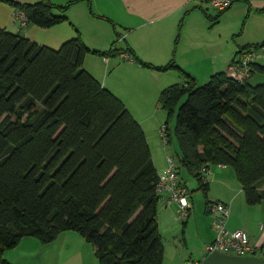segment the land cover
Segmentation results:
<instances>
[{
    "label": "trees",
    "instance_id": "1",
    "mask_svg": "<svg viewBox=\"0 0 264 264\" xmlns=\"http://www.w3.org/2000/svg\"><path fill=\"white\" fill-rule=\"evenodd\" d=\"M0 1L21 10L28 23L51 27L68 21L66 10L76 0ZM74 29L75 36L52 48L0 27V264H10L3 253L22 237L48 243L67 230L94 247L98 264H162L159 173L145 132L123 101L83 67L88 52L112 56L126 49L114 43L90 49ZM263 46L264 39L236 53ZM134 56L144 67L183 76L158 95L167 142L175 116L178 168L206 196L202 168L230 166L245 201L261 202L264 84L252 87L225 70L199 84L173 60L153 65ZM251 67L264 73L260 62Z\"/></svg>",
    "mask_w": 264,
    "mask_h": 264
},
{
    "label": "crops",
    "instance_id": "2",
    "mask_svg": "<svg viewBox=\"0 0 264 264\" xmlns=\"http://www.w3.org/2000/svg\"><path fill=\"white\" fill-rule=\"evenodd\" d=\"M50 1L63 5L72 0ZM205 2L76 0L66 10L68 21L51 27H40L27 21L24 25H20L19 21L13 22L10 16L16 8L3 6L0 7V27L52 48H57L64 40L75 36V27L84 44L90 49L108 50L112 43L116 48L126 49L132 60H125L119 54L111 56L88 52L84 56L83 67L117 95L142 126L153 163L160 174L165 171L167 157L170 156L165 146L169 142L163 139L159 131L158 139L156 128L153 129L155 126L152 124L156 117L151 110L157 105L158 95L164 87L184 79L175 69L157 70L144 67L136 61L134 54L153 65H164L173 60L195 78L208 77L213 72L226 71L227 64L239 47L257 43L264 37L261 32L253 38L237 41L232 36V30L226 33L221 31L215 36L210 27L211 23H217L223 17L237 21L243 18L245 22L249 16L261 15L264 20V0H232L228 8L219 11L215 16L209 12ZM218 14L222 15L214 21ZM262 23L264 21L261 20L260 24ZM101 38L108 41L107 49L97 48V42ZM254 53V61L264 64V46L255 48ZM115 57L118 58L113 60ZM108 66L111 70H107ZM176 162L178 163L177 160ZM214 165L208 169L209 178L206 176L209 184L208 199L220 200L229 205L226 226L229 229H244L250 242L256 247L254 255L264 257V198L257 204H248L232 167ZM184 169L179 167L180 175ZM182 175V179L186 181L193 178L187 171L185 176ZM176 213V203L167 202V194L163 193L157 203V224L161 234L162 228L170 230L166 232L167 237L173 236L174 240L173 243L165 240L172 250L171 263L166 257L167 246L164 243L162 264H165V259L169 261L167 264H183L190 257V249L184 238L182 246L176 245L180 242L176 237ZM204 214L205 226L200 227L196 222L195 226L206 244L213 240L215 233L211 227V215L205 210ZM204 254L205 251L202 257ZM3 256L10 264H98L94 247L71 230L60 232L48 243H42L36 237L24 236L15 246L6 249Z\"/></svg>",
    "mask_w": 264,
    "mask_h": 264
},
{
    "label": "built area",
    "instance_id": "3",
    "mask_svg": "<svg viewBox=\"0 0 264 264\" xmlns=\"http://www.w3.org/2000/svg\"><path fill=\"white\" fill-rule=\"evenodd\" d=\"M214 8L222 11L228 8L232 0H204ZM12 21H19L20 25L26 22L25 14L17 9L12 15ZM119 56L125 60H132V56L126 51H121ZM255 59L254 49L247 48L235 53L226 66V72L232 78L244 82L253 74L251 63ZM160 135L164 139L163 128L160 129ZM178 163L169 156L167 157V166L164 172L159 174V180L156 185V192L159 196L167 194V202H175L177 205V218L184 219L189 215L192 207L191 192L187 182L182 179L178 170ZM206 176L208 170H201ZM211 215V227L214 230V238L204 246L205 253L211 251H220L238 255H253L256 247L250 242L249 236L244 229H229L226 226V220L229 215V205L220 200H211L207 205ZM186 264H201L200 260H189Z\"/></svg>",
    "mask_w": 264,
    "mask_h": 264
},
{
    "label": "rangeland",
    "instance_id": "4",
    "mask_svg": "<svg viewBox=\"0 0 264 264\" xmlns=\"http://www.w3.org/2000/svg\"><path fill=\"white\" fill-rule=\"evenodd\" d=\"M19 1H24V2H35L37 0H19ZM206 3V7L208 8L209 12L212 14V16H215L220 10H218L217 8H214L213 6H211L208 2ZM14 7L11 4L7 3V2H3L0 1V7ZM15 8V7H14ZM1 9V8H0ZM17 9H15L16 11ZM14 13V12H13ZM5 14V12H4ZM223 14V13H222ZM221 14V15H222ZM221 15L219 16V18L221 17ZM6 16V14H5ZM4 18V16H2V19ZM12 18V15L10 16V19ZM239 21L235 20V19H230V18H221L219 19V21L217 23H211L210 27L212 30V34L213 35H218L221 31L223 33L228 32L229 30H232L233 33V38L237 39V41H241L244 40L245 38H253L254 36H256L257 34H261L264 33V23L260 24L261 20H263V18H261V15H256V16H249L245 19H238ZM264 39V37L262 39H260V41H262ZM224 42V39L222 40ZM259 41V42H260ZM222 42V43H223ZM98 45L97 48L99 49H107L108 48V41L104 38H101L98 40L97 42ZM90 57H94L93 55H90ZM118 57L113 58L117 59ZM93 59V58H92ZM112 60V61H113ZM123 62V61H121ZM107 70H111V68L108 66ZM208 77H196L197 82L199 84H202L203 82H205L207 80ZM152 113H154L156 120L152 121V124L155 126L153 127L156 128V133L158 135V139H159V133L158 131H160V129H162L165 126V120H166V112L165 110H163L157 101V105L155 104L153 106V109L151 110ZM174 124H175V116H171V118L168 121V128H169V132H170V141L168 144H165V146H167V149L170 152V156H172L175 160H177V154L179 152V147H178V143L177 140L173 134V128H174ZM152 129V131H153ZM215 165H211V168H213ZM182 174L185 176L186 175V170L184 169L182 171ZM181 174V175H182ZM182 175V176H183ZM208 178H209V173L207 174ZM186 181V180H185ZM187 182V186L191 192V202H192V207L190 209V217L188 218L187 222L185 225L182 224V221L184 219H179L176 217V222H177V239H179V243H177L176 245L182 246L183 243V239L187 242L188 245V249H190L189 252V260H200L202 258V253H204V246H205V242L204 241V237L202 235L198 234V230L195 226V222L199 224L200 227L205 226L206 221L204 220V210H205V205H206V200H209V193H207V195L205 196V194L203 193V191L201 189H197V185L195 180L192 178ZM177 216V213H176ZM169 220V217L168 219ZM172 223H174V220H171ZM169 224V221H168ZM166 232H170V230L166 231L162 228V236H163V241L164 243L166 242L165 240L173 243L174 237H167ZM165 245L167 246V252H166V257L168 258V260L171 263V255H172V250L170 248V246L168 245V243ZM175 256L174 252H173V257ZM167 259H165V264L169 263ZM183 264H186L183 263Z\"/></svg>",
    "mask_w": 264,
    "mask_h": 264
},
{
    "label": "water",
    "instance_id": "5",
    "mask_svg": "<svg viewBox=\"0 0 264 264\" xmlns=\"http://www.w3.org/2000/svg\"><path fill=\"white\" fill-rule=\"evenodd\" d=\"M247 83L252 87L264 84V73L255 71L247 80ZM201 264H264V257L238 255L214 250L203 255Z\"/></svg>",
    "mask_w": 264,
    "mask_h": 264
}]
</instances>
